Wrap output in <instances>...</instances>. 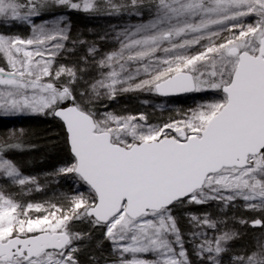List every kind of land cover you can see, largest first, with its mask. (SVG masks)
<instances>
[{
  "label": "snow or ice",
  "instance_id": "1",
  "mask_svg": "<svg viewBox=\"0 0 264 264\" xmlns=\"http://www.w3.org/2000/svg\"><path fill=\"white\" fill-rule=\"evenodd\" d=\"M58 7L139 22L116 33L118 48L97 59L89 45L68 65L77 41ZM16 24L30 32L0 34V117L58 118L71 163L45 179L75 188L29 199L49 186L10 157L29 150L27 133L0 134V264H82L89 249L88 264H264V0H0V26ZM134 92L220 98L157 123L97 107ZM212 203L222 216L190 210ZM238 206L254 218L230 219ZM236 224L259 229L239 248Z\"/></svg>",
  "mask_w": 264,
  "mask_h": 264
},
{
  "label": "rangeland",
  "instance_id": "2",
  "mask_svg": "<svg viewBox=\"0 0 264 264\" xmlns=\"http://www.w3.org/2000/svg\"><path fill=\"white\" fill-rule=\"evenodd\" d=\"M100 3V2H99ZM101 6L104 5V3H100ZM59 8V7H58ZM55 8V9H58ZM63 11V12H62ZM71 11L70 9L68 10H60L59 15H63L66 17V13ZM77 11V10H74ZM55 13V12H54ZM58 15L57 13H55ZM85 15L90 16V17H95L96 23L99 22L100 20L106 21L109 19L114 20V14H109L107 11H101L99 13H85ZM126 21L131 19V21H138V19L131 14H126L123 15ZM48 19H52L53 17L49 16L47 17ZM147 15H145V19H147ZM67 19V17H66ZM37 23H40L41 21H36ZM68 23V20H67ZM30 32V29L23 24H16L15 26L12 27H5V26H0V34H8V35H19L22 37H27ZM77 41V39H76ZM85 41L87 44L86 46L92 45V42L94 41V38L91 36L85 37ZM78 42V41H77ZM119 44L118 43H109L102 51H99V55L97 56V59H99L100 56L103 54L113 51L114 49L118 48ZM70 56L68 55L67 52H65L60 58H59V63H65L68 65H72L79 61L83 56L82 54L80 55H75ZM71 57V61H70ZM73 62V63H71ZM81 67H84L83 64L80 65ZM97 76L96 69L93 66H89L87 68V75L84 76V79H92ZM220 97L215 95L214 92H208L207 94L205 93H191L189 95H184L181 97H178L177 99H160L158 98L155 94L153 93H147V92H134V93H122L116 96L115 99L109 100L106 97L103 98L99 104H97V107L101 111H113L116 112L117 114L121 115H127V114H139V113H145L150 117V120L152 123H157V122H162L164 120H167L170 116H175L177 110H184L187 111L190 108L195 107L198 103L203 102V101H208V100H213V99H219ZM28 117V116H35L32 114H21L13 117H3V118H19V117ZM42 116V115H38ZM179 118V117H177ZM67 163L62 162L51 168L48 172L44 174H37L34 172H29L24 169H21L22 173L28 176H37L40 178V183L41 184H47L49 187L47 188L46 191L44 192H35L33 193L29 199L33 201H42L45 199H48L53 195V193H56L59 195L60 193H67L71 195L74 191L75 185H74V180L71 177H59L58 178V183L56 179H50L46 180L45 176L48 174H51L55 172L56 169L59 167L65 165ZM4 181L0 180V183H3ZM83 191L84 189L81 188ZM190 210L196 213H202V212H210L214 216L216 215H221V208L218 206L216 203H212L209 206L205 207H199V206H191ZM227 216L232 219H240V218H245V219H251L254 218L253 213H247L244 211L242 207H235L231 209L225 210ZM178 216H183L184 210H178L176 213ZM239 225V224H237ZM234 225H230V227H233ZM244 226V225H240ZM181 229L187 234L189 231V227L185 221H181L180 225ZM77 229L87 231L88 228L86 225H77ZM259 229H256L254 233H257ZM254 235V234H253ZM96 239H101L100 232L97 231L95 233ZM95 243V241H93ZM232 246L233 248H239L240 246L235 245L233 242ZM108 248V245H105V249ZM92 251V249H89L88 251H85L81 255V261L82 264H88V257H89V252ZM188 251L191 253V245H188ZM104 255H107V251H105ZM191 259L193 260L194 264L196 261V256L195 254H191ZM225 264H227V257H225Z\"/></svg>",
  "mask_w": 264,
  "mask_h": 264
},
{
  "label": "trees",
  "instance_id": "3",
  "mask_svg": "<svg viewBox=\"0 0 264 264\" xmlns=\"http://www.w3.org/2000/svg\"><path fill=\"white\" fill-rule=\"evenodd\" d=\"M65 8L52 9V11H57V14L60 10ZM63 12V11H62ZM130 14V13H126ZM125 14V15H126ZM68 25L70 27L71 37L73 40L77 39V44L73 48L71 41L68 43L67 47L72 49L71 53L68 55H80L75 54L79 50L77 49L79 41H85V37L95 35L97 38L94 39L92 45L98 48L101 43L104 41L101 39L103 34H108V44L117 43L115 37L116 33L125 28L131 19H129L125 24L120 23L116 19L112 20H100L96 23L95 17H90L85 15V19H88V23H84L75 17L76 15H71L69 12L66 14ZM84 19V18H83ZM82 22V23H81ZM93 32V35L89 32ZM79 44V45H78ZM88 46L82 50V55H85L87 52ZM99 51H102L101 48H98ZM73 55V56H74ZM12 129H23L27 135L25 136L26 147L29 150L26 151H14L10 153V157L18 163L19 167L24 170H29L25 166L35 167L44 169L48 167L49 169L53 168L59 163H71V158L68 154V148L65 142V134L61 124L52 119L51 116H28L23 118H3L0 117V134L7 133ZM20 156H25V160L22 166L20 164ZM240 233V238L232 241L235 245L241 246L246 242H251L253 234L256 229H252L247 226L234 225L233 226Z\"/></svg>",
  "mask_w": 264,
  "mask_h": 264
},
{
  "label": "bare ground",
  "instance_id": "4",
  "mask_svg": "<svg viewBox=\"0 0 264 264\" xmlns=\"http://www.w3.org/2000/svg\"><path fill=\"white\" fill-rule=\"evenodd\" d=\"M99 2L100 3H104V0H99ZM114 2H116V3H121L122 2V0H114ZM55 9V8H54ZM65 10H68L67 8H65ZM55 13H57V11H54ZM127 12H123V13H121V14H119V15H117V14H114V18L117 20V21H119L120 23H122V24H125L127 21H126V19L124 18V16L123 15H125ZM69 14H71V15H76L75 17H77V18H79V19H82L81 21H83L84 23H88L89 22V20L88 19H85V12H83V11H80V10H77V11H74V10H71V11H69ZM84 18V19H83ZM139 21H133V22H131V23H129V24H135V23H138ZM82 23V22H81ZM89 32V31H88ZM90 34H92L93 35V32H89ZM98 37V36H97ZM95 35H93V38L94 39H96L97 38ZM101 39L104 41L103 43H101V45H99L98 46V48H101V49H104L107 45H108V39H109V36H108V34H103V36H101ZM80 44V43H79ZM78 44V45H79ZM85 48V45H83V46H81V45H79L78 46V52L77 53H75V54H82V50ZM74 54H72L71 56H73ZM82 56H84V55H82ZM74 57H76L75 55H74ZM70 61H71V57H70ZM71 63H73V62H71ZM186 95H189V94H186ZM181 97V96H180ZM159 98V97H158ZM178 97H170V98H167V99H177ZM160 99H162V98H160ZM35 116H38V115H35ZM43 116V115H42ZM23 117H25V116H22V117H19V118H23ZM52 119H54L53 117H52ZM55 120V119H54ZM57 121V120H56ZM62 126V125H61ZM63 128V127H62ZM63 131H64V128H63ZM64 134H65V131H64ZM67 145V144H66ZM68 154H69V157L71 158V155H70V153L68 152ZM26 158H25V156H20V164L22 165V166H25L24 164H23V161L25 160ZM27 169H29V170H26V171H29V172H34V173H37V174H44V173H46V172H48L50 169L48 168V167H46V168H44V169H40V168H35V167H28V166H25ZM73 179V178H72ZM236 226H237V224H236Z\"/></svg>",
  "mask_w": 264,
  "mask_h": 264
},
{
  "label": "water",
  "instance_id": "5",
  "mask_svg": "<svg viewBox=\"0 0 264 264\" xmlns=\"http://www.w3.org/2000/svg\"><path fill=\"white\" fill-rule=\"evenodd\" d=\"M188 94H191V93H188ZM156 95V94H155ZM186 94H179V95H175V96H170V97H180V96H184ZM157 97L159 98H162V99H167V98H170V97H163V96H159V95H156ZM54 118V117H53ZM55 120H57L61 125H62V122L58 119V118H54ZM63 127V126H62ZM68 148V147H67ZM68 152L70 153L69 149H68ZM71 155V154H70Z\"/></svg>",
  "mask_w": 264,
  "mask_h": 264
}]
</instances>
